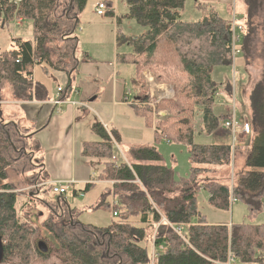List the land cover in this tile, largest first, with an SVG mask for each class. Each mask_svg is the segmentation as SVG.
Instances as JSON below:
<instances>
[{"label":"trees","instance_id":"obj_1","mask_svg":"<svg viewBox=\"0 0 264 264\" xmlns=\"http://www.w3.org/2000/svg\"><path fill=\"white\" fill-rule=\"evenodd\" d=\"M16 1L0 0V28L17 18L29 21L33 39H13L14 48L0 54V102L5 97L15 102L49 100L45 86L34 80L35 67L46 75L62 72L69 77L64 89L67 95L61 97L66 101L75 90L73 83L81 62L78 31L90 0ZM125 1L129 8L126 17L136 20L145 32L135 39L118 34V45L132 47L131 53L119 54L118 61L136 68L134 85L139 101L132 108L138 117L145 118L148 128L155 127V143L129 147L128 161L116 165L115 143L122 146L121 135L95 122L92 133L98 141L85 142L82 156L89 165L103 166L98 181L111 185L94 208L113 209L118 220L107 227L84 224L65 195L57 201L36 199L49 211L42 224L50 235L45 237L40 226L20 217L17 204L23 192L11 182V173H16L27 178L34 195L44 190L49 176L44 157L38 155V131L18 121L6 122L0 107L2 264H225L230 253L240 264H264V224H210L198 201L199 193L205 190L217 209L229 211L235 199L245 203L251 218L264 212V74L250 93L253 135L245 147L249 170L230 186L217 181L201 184L200 176L216 172V167L233 165L231 145L195 142L198 108L203 111L199 118L202 133L213 134L221 124V116L214 112L219 87L213 72L233 65L230 21L215 9L203 20L183 21L186 0ZM102 2L109 9L105 16L114 17L113 0ZM244 37L243 49L249 39L245 32ZM146 71L158 83L173 86L175 96L163 101L151 98L143 79ZM231 92L229 85L228 94ZM162 111L170 116L159 117ZM164 141L189 148L193 167L187 179L178 180L176 171L164 164L156 146ZM96 185L85 184L81 192L85 195ZM171 225L182 226V234ZM41 241L47 244V253L40 250ZM155 246L159 255L153 261Z\"/></svg>","mask_w":264,"mask_h":264},{"label":"rangeland","instance_id":"obj_2","mask_svg":"<svg viewBox=\"0 0 264 264\" xmlns=\"http://www.w3.org/2000/svg\"><path fill=\"white\" fill-rule=\"evenodd\" d=\"M101 1L103 0H90L84 12L85 14L83 13V19L85 17L89 23L96 22L110 24L115 30L113 19L108 16L107 18L105 16L102 17L95 14V8ZM201 3L202 2H197L196 0H187L185 9L182 12V20L186 22H196L207 17L211 12V6L209 5L205 7L202 6ZM218 10L222 12L221 6H218ZM234 10L238 16V20L243 26L242 38L238 46V48L240 47L239 49H241V52L236 55L232 66H221L215 70L214 75L216 77L213 76V79L217 83L219 90L221 92L223 91L224 96L222 98H217V104L214 108V112L217 116H221L222 119L225 118V116H232L235 117L237 121L243 123L245 119H247L249 122L251 121L250 93L264 74V0H235V4L232 8H230V11L228 9L227 11L222 12V16L225 17V19H229L230 17L232 18L233 13L231 12H234ZM127 12L128 5L126 4V1L118 0V16L120 17V22L119 24L117 23L116 27L118 33L122 35L125 34L127 37H131V35L139 36L145 32V28L136 20L126 17ZM21 20L22 19L17 18L8 27L0 28V54L14 48L13 39H19L21 41L33 39L32 23ZM83 25L85 24L83 23ZM108 30L112 31V28ZM244 32L249 39L246 48L243 49L242 47L245 44ZM119 52L121 54H129L132 52V49L128 44H121ZM128 66L130 67V71H133L132 75L134 76L135 80L136 68L131 64ZM35 69L37 71V78L44 75L41 68L35 67ZM51 73L52 72H50V74ZM236 75L238 79L235 82ZM143 79L147 83L146 85L151 98H153L155 101L172 99L175 96L174 87L168 84L158 83L150 71L144 72ZM229 85L232 86V92L234 91L237 95L235 106L232 105V92L230 95L227 94ZM130 91L133 95V80L130 84ZM239 95H242V97L240 98ZM3 97H5V94ZM5 101H7L6 97ZM242 101H245L244 107L241 106ZM2 102L0 103L1 107L3 106ZM202 112V109L198 108L195 121V142L198 144H228L232 146L235 138L231 133L227 132V130L220 129L219 127V129L213 134L201 132L199 118L201 117ZM160 113L163 115L162 118H168L170 116L168 111H162ZM3 115H5L4 120L9 122L10 120L7 118L9 115L6 114V112ZM139 118L141 117L139 116ZM143 120L145 122L146 128L153 132L151 142L155 143V127L148 128L145 118H143ZM143 120L141 119V121ZM251 135H253V133ZM249 137H241L236 139V143L238 145L236 146V151L233 156V165L230 168L216 167V172L200 176L199 182L203 184L205 182L217 181L229 186L233 185L239 176L249 170L246 155L247 150L245 149V147H247L246 145L250 144L248 142ZM124 146L125 145L121 147L118 146L116 156L118 159L120 157L121 160L126 159L124 161L127 162L128 147ZM156 146L159 152L163 155L165 160L164 164L176 171L177 179H187L190 174V169L193 167L190 161L189 148L181 144L168 143L167 141L157 144ZM120 150L124 155L121 154ZM90 166L92 169H94L96 174L99 172V169L101 172L103 171V166ZM98 179L99 176L96 177L95 181V183L97 182L98 184L90 192L86 193L85 197L81 198L79 196H75L72 189H69V191L65 194V197L67 198L68 203L73 208L77 209L80 222L97 227H107L112 222L117 221L118 217L114 216L115 212L113 209L102 207L96 210L94 208L100 203L106 187L111 185L108 182L98 181ZM11 182L17 186L19 191L23 192V194L18 199L17 204V210L22 220L29 221L34 226H40L43 235L45 237H50L48 231L42 228L43 222L47 219V217H49V211L43 204H41L39 200L36 199L57 201L60 195H57L52 191L46 193L45 189L49 188L47 186H44V190L42 192L38 194L35 192L36 195H34V192H31V188L27 186L29 183L27 178L16 173H11ZM112 198L113 197L109 199L111 202ZM209 198L210 194L205 190H202L198 195L199 208L206 216L207 221L210 224L217 222L232 223L228 225L230 227H232L233 224H264V212L260 213L257 218H251L249 216L247 206L241 201L235 199L232 200L230 210L225 211L213 207L209 202ZM195 220L197 221V219H194L193 221Z\"/></svg>","mask_w":264,"mask_h":264},{"label":"crops","instance_id":"obj_3","mask_svg":"<svg viewBox=\"0 0 264 264\" xmlns=\"http://www.w3.org/2000/svg\"><path fill=\"white\" fill-rule=\"evenodd\" d=\"M196 1L202 2V5H210L211 9H215L224 19L222 12L228 9L230 11L235 4V0ZM113 2L115 16L111 19L115 30L110 24L89 23L82 15L81 27L78 31L80 40L78 57L81 62L73 83L75 90L70 98L63 101V105H58L55 101L59 95L61 97L67 95L64 89L68 85L69 77L62 72H52L48 75L43 73V76L37 78L36 68L34 79L45 86L49 100L15 102L7 100L6 97L7 101L2 102L3 106H0L4 114L6 112L9 115L7 118L10 121H18L25 127L38 131L36 141L41 146L38 155L44 157L48 181L73 182L69 189L73 192L78 191L76 196L81 198L85 197L81 192L85 184L95 183L96 177L101 173L99 169L97 175L82 156V146L85 142L98 141L92 133V125L95 122L102 123L107 130L116 129L121 135L122 144L128 148L154 144L151 142L153 132L146 128L143 118H139L132 108L133 104L139 101L138 89L134 86L133 71H130L129 64L118 61V55L121 53L116 27L120 17L118 0ZM218 6H221L222 12L218 10ZM95 14H97L96 8ZM231 19L230 17L226 20ZM111 28L112 31H109L108 29ZM136 37L137 35H131L130 38ZM129 47L132 49L130 45ZM132 80L133 95L130 91ZM239 97L241 98L242 95ZM241 106H245V101H242ZM120 152L124 155L121 150ZM118 160L121 158L119 157ZM193 223L196 224L197 221ZM216 224L232 223L217 222L213 225Z\"/></svg>","mask_w":264,"mask_h":264},{"label":"built area","instance_id":"obj_4","mask_svg":"<svg viewBox=\"0 0 264 264\" xmlns=\"http://www.w3.org/2000/svg\"><path fill=\"white\" fill-rule=\"evenodd\" d=\"M20 0H17L16 3H19ZM109 11V9L107 8L106 4L104 2H100L97 7H96V13L99 16H105V14ZM22 21V20H21ZM231 24V29H232V57H233V63H234V59L236 57L237 54H239L241 52V49L238 48L239 46V42L241 41L242 38V33H243V26L240 23V21L238 20V16L237 14L234 12L232 15V19L230 21ZM146 79H148L147 77H145ZM237 75L235 77V82L237 80ZM59 91H62V89H59ZM224 96V93L221 92L219 90V92L216 94V98H222ZM236 94L233 91L232 92V98H233V102L232 105L235 106L236 104ZM56 104L58 105H63V100L61 99V95H59L58 99L55 101ZM234 114H235V110H234ZM163 115L160 113L159 117H162ZM220 129L223 130H227V132L231 133L235 140L234 143L232 145L233 148V152L235 153L236 151V146L238 145L236 143V139L241 138V137H246L248 138L251 134H252V126L250 124V122L245 119L243 123L239 122L236 120L235 117H232L230 119H225L223 118L221 120V124H220ZM116 148H118V144L115 143ZM234 155V154H233ZM126 160V159H123ZM114 162L116 165L120 164V161L118 160V157L116 156V158H114ZM73 185V182H46L43 184V186H47L49 188H51L52 192L57 194V195H65L70 186ZM114 216L117 217L118 213H114ZM178 234H182V226H175V225H171ZM159 250L163 249V246H160L158 248ZM158 251L156 246L154 247L153 251H152V260L155 261V259L158 257ZM225 264H240L239 261L237 260V258L234 256L233 253H230L229 255V259L228 262Z\"/></svg>","mask_w":264,"mask_h":264},{"label":"water","instance_id":"obj_5","mask_svg":"<svg viewBox=\"0 0 264 264\" xmlns=\"http://www.w3.org/2000/svg\"><path fill=\"white\" fill-rule=\"evenodd\" d=\"M38 246L40 250L44 253H47L49 251L48 246L44 241L39 242ZM4 255H5L4 243L2 237L0 236V264H2L3 262Z\"/></svg>","mask_w":264,"mask_h":264}]
</instances>
